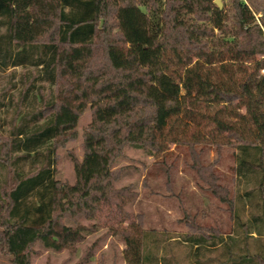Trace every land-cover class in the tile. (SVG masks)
<instances>
[{
  "label": "trees",
  "instance_id": "obj_1",
  "mask_svg": "<svg viewBox=\"0 0 264 264\" xmlns=\"http://www.w3.org/2000/svg\"><path fill=\"white\" fill-rule=\"evenodd\" d=\"M253 6L233 0L228 28L213 0H0V69L33 68L16 122L0 135V163L14 176L0 193V250L12 264H32L36 243L76 251L102 228L123 241L128 264H170L143 215L126 209L138 193L115 186L114 167L128 146L158 156L170 143L184 144L194 156L210 139L237 148L242 194L232 196L209 168L198 167L229 205L232 230L225 236L188 215L191 231L179 240L190 264H204L205 252L218 246L226 264H264V74L228 86L206 69L216 59L209 40L216 29L234 60L264 69V11L257 18ZM37 81L56 86V97L36 92ZM39 94L41 105L23 113L24 102ZM89 106L83 158H73L76 180L68 183L56 177L57 150L77 137ZM99 239L73 264H93Z\"/></svg>",
  "mask_w": 264,
  "mask_h": 264
},
{
  "label": "rangeland",
  "instance_id": "obj_2",
  "mask_svg": "<svg viewBox=\"0 0 264 264\" xmlns=\"http://www.w3.org/2000/svg\"><path fill=\"white\" fill-rule=\"evenodd\" d=\"M222 3V11L225 24L228 28L234 26L233 0H219ZM254 4L253 13L257 18L264 11V0H245ZM216 0H213L215 6ZM210 47L216 53L211 68L216 80L228 86H238L247 76L253 74L260 78L264 69H258L256 62L245 63L233 59V55L226 49L223 43V33L215 30V37L209 39ZM33 68L16 67L0 69V135L5 137L10 134L12 124L16 122L14 114L19 104L21 90L31 78ZM38 84V85H37ZM36 88L39 93L47 98L56 97L58 89L47 81H37ZM41 94V93H40ZM38 99L32 97L22 106L23 113L41 105V95ZM88 108V107H87ZM245 113V108L241 109ZM92 109H85L81 114L77 125V137L60 146L57 150V174L56 177L68 183L76 180L73 158L81 160L84 154V132L92 122ZM231 117V116H230ZM216 139H210L206 143L195 146L197 152L194 156L188 145L168 144V151L164 155H151L142 148L128 146L125 156L116 166L119 177L115 183L117 188L132 185L137 191L138 199L129 203L126 209L132 213L143 215V227L145 230H154L159 237L160 244L165 248L159 249L160 254H167L171 258L170 264H190L193 257L188 252L183 240H179L182 234L191 231L187 224L186 216L198 224L218 229L225 236L231 233L233 219L229 205L220 201L212 192L209 184L201 177L198 167L209 168L218 177V183L229 189L232 196L237 192H243V183L239 184L236 172L237 148L223 145L218 147ZM29 163L23 164L24 170L29 169ZM13 167L3 166L0 163V193L10 188L13 184ZM246 207L245 215L248 210ZM91 221L84 220V223ZM166 237V238H165ZM99 239V248L95 252L93 264H128L125 258L126 246L120 238L106 234L105 228L87 237L86 241L79 244L76 251L64 249L54 251L45 248L41 243H36L31 252L32 264H73L83 251L95 240ZM169 238V239H168ZM255 245L256 240H248ZM237 249V248H236ZM189 253V255H188ZM203 256L204 264H226L222 247L218 246L208 250ZM0 264H12L10 258L0 250ZM228 264V263H227Z\"/></svg>",
  "mask_w": 264,
  "mask_h": 264
},
{
  "label": "water",
  "instance_id": "obj_3",
  "mask_svg": "<svg viewBox=\"0 0 264 264\" xmlns=\"http://www.w3.org/2000/svg\"><path fill=\"white\" fill-rule=\"evenodd\" d=\"M215 3L218 5V7H219L220 9H222V3H221L219 0H216Z\"/></svg>",
  "mask_w": 264,
  "mask_h": 264
}]
</instances>
